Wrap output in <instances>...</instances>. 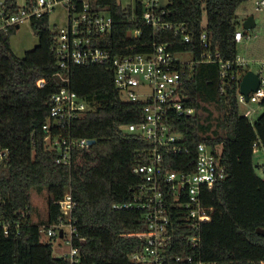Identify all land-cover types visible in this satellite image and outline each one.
I'll return each mask as SVG.
<instances>
[{
  "label": "trees",
  "instance_id": "obj_1",
  "mask_svg": "<svg viewBox=\"0 0 264 264\" xmlns=\"http://www.w3.org/2000/svg\"><path fill=\"white\" fill-rule=\"evenodd\" d=\"M34 0H24L30 4ZM249 0H169L165 20L185 24L191 41L185 42L173 30L153 29L137 17L123 0H93L94 10H104L114 18L110 39L104 43L114 53L148 52L153 42L168 43L175 53H188L194 63L183 80L182 100L195 114L177 118L176 124L190 152L170 155L171 168L188 171L194 165L197 145L204 142L221 151L228 176L207 192L204 204L212 207V218L199 229L187 222L174 200L169 202L173 241L171 256L189 255L219 264H264V178L256 173L254 145L264 146L263 113L255 123L240 113L238 89L248 70L233 66L221 75L217 62L201 61L205 51L201 34L206 30L211 50L223 59L234 60L238 44L234 35L241 26L239 7ZM18 0H3L7 13L18 12ZM206 21L202 29V21ZM1 21V18H0ZM38 44L23 57L11 48V36L19 25L0 29V220L9 222L6 235L0 227V264H70L64 256L55 257L53 247L39 232L42 224L57 222L59 201L71 187L73 219L78 231L74 245L80 249L81 264H138L129 255L143 247L148 230L144 213L136 209H115L114 204L133 200L135 186L142 176L135 168L146 162L152 144L128 133L127 126L141 118V104L121 100L114 85L111 64H83L69 69V87L91 103V110L73 121V134L96 140L73 152L71 166L56 162V153L46 146L43 125L50 117L52 96L66 83V71L58 65L53 49L55 31L50 15L30 19ZM143 35L133 39L130 31ZM247 32V31H245ZM141 43H148L141 47ZM46 84L40 88L38 81ZM217 111L214 116L209 108ZM207 111L205 119L198 110ZM52 134H59L52 127ZM46 189L48 216L34 223L30 215L31 191ZM25 214V216H23ZM199 235V246L190 242ZM169 264H189L186 261Z\"/></svg>",
  "mask_w": 264,
  "mask_h": 264
},
{
  "label": "built area",
  "instance_id": "obj_2",
  "mask_svg": "<svg viewBox=\"0 0 264 264\" xmlns=\"http://www.w3.org/2000/svg\"><path fill=\"white\" fill-rule=\"evenodd\" d=\"M92 1L34 0L30 4H22L18 12L10 14L1 8L3 0H0V29L19 25L24 20L34 17L50 15L60 5L66 12V25L54 30L53 45L58 56V65L66 71L61 75V80L66 86L51 98L50 117L43 125L47 133L46 146L57 154L58 164L69 167L72 164L74 150L91 146L90 139L73 134V121L90 111L92 106L69 87L68 73L72 66L111 64L114 85L121 100L141 104L140 120L128 125L126 131L139 135L152 144L147 161L135 168L142 176V180L135 186L133 200L113 205V208L119 210H139L144 213L147 222L145 243L143 247L129 255L130 261L138 264H169V260L186 261L189 264H219L217 261H207L192 255L184 257L170 254L173 235L169 202L174 200L176 206L182 209L184 215L186 214L187 222L193 228L199 229L201 224L209 222L212 218L213 208L203 202L207 192L213 190L217 183L228 176L222 163L220 149L204 142L197 145L194 165L188 171L172 169L173 159L166 156L169 153L173 156L190 152L175 120L193 115L194 108L185 105L182 100L183 80L189 76V70L194 63L193 56L188 53H175L170 44L157 42L150 44L152 49L148 52L133 53L136 45L132 44L125 48L126 52L114 53L111 48L104 45L113 32L114 18L104 10L95 11ZM249 2L254 10L264 11V0ZM123 3L124 6H132L135 9V17L140 8L142 22L150 26L154 32L173 30L176 34H181L185 42L191 41L185 24H173L164 19L169 0L167 3L164 0H123ZM255 20L257 26V19ZM242 24L243 21L242 27L238 28L234 35L237 44L242 43L251 34V30H245ZM201 25L202 29L205 28L206 21L203 20ZM129 34L135 39L143 35V32L133 30ZM200 38L205 49L201 61L217 62L223 77L233 66L244 67L247 63L248 60L239 54L234 60H225L219 51H212L206 30L202 32ZM147 45L148 43L140 44L141 47ZM255 72L261 78V86L257 92L250 94L249 101L252 102L264 97V63ZM45 84L44 79L38 81L40 88ZM238 99L239 102H248L246 97L239 93V89ZM52 127L59 134H52ZM254 147L257 149L259 146L256 143ZM5 153L1 152L0 157H6ZM57 204L60 219L55 223L40 225L39 232L45 238L60 236L67 239L70 249L64 257L70 264H81L80 249L74 245V239L79 234L74 225L70 186L65 188L64 195ZM0 227L7 235L9 222L0 220ZM200 240L199 235L190 238L194 247L199 246Z\"/></svg>",
  "mask_w": 264,
  "mask_h": 264
},
{
  "label": "rangeland",
  "instance_id": "obj_3",
  "mask_svg": "<svg viewBox=\"0 0 264 264\" xmlns=\"http://www.w3.org/2000/svg\"><path fill=\"white\" fill-rule=\"evenodd\" d=\"M19 4H24V0H18ZM165 3L168 0H164ZM252 14L257 19V26L254 31L251 30L250 37L245 39L242 43L238 44V54L240 57L246 58L248 61L244 65L245 69L258 71L264 63V11H256L252 8L251 3L247 2L242 4L237 15L241 21H244L247 15ZM66 12L62 5L57 6L56 9L50 14V24L53 30L64 27L66 25ZM11 48L15 55L23 57L25 53L32 50L38 44V37L35 30L33 29L30 20H24L19 24V28H16L15 33L10 39ZM188 57H190L188 55ZM259 98L257 102H240L239 109L240 113L247 116L252 123H255L258 117L263 113L260 106ZM214 116H217V111L214 110L213 106L209 107ZM198 115L205 119L207 111L203 109L198 110ZM195 110L193 111V115ZM256 173L260 177H264V146L260 145L254 155ZM48 192L46 189L42 192L37 190L31 191V202H30V215L34 223H44L47 221L48 216ZM53 247V255L55 257H62L70 249V245L67 239H63L60 236L45 238Z\"/></svg>",
  "mask_w": 264,
  "mask_h": 264
},
{
  "label": "water",
  "instance_id": "obj_4",
  "mask_svg": "<svg viewBox=\"0 0 264 264\" xmlns=\"http://www.w3.org/2000/svg\"><path fill=\"white\" fill-rule=\"evenodd\" d=\"M243 28L247 31L252 30L256 27V20L252 15H249L243 21ZM261 86V78L259 74L253 70H248L245 74L241 77L240 84H239V93L246 97L247 101H249V97L251 93L257 92ZM96 143V140L90 139L89 144L93 145ZM258 234L264 236V229L257 228L256 231Z\"/></svg>",
  "mask_w": 264,
  "mask_h": 264
},
{
  "label": "crops",
  "instance_id": "obj_5",
  "mask_svg": "<svg viewBox=\"0 0 264 264\" xmlns=\"http://www.w3.org/2000/svg\"><path fill=\"white\" fill-rule=\"evenodd\" d=\"M264 178V177H263Z\"/></svg>",
  "mask_w": 264,
  "mask_h": 264
}]
</instances>
